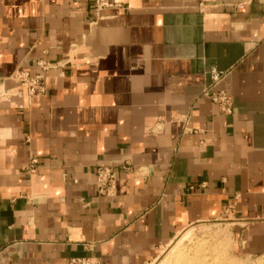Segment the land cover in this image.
Instances as JSON below:
<instances>
[{
  "label": "crops",
  "instance_id": "obj_1",
  "mask_svg": "<svg viewBox=\"0 0 264 264\" xmlns=\"http://www.w3.org/2000/svg\"><path fill=\"white\" fill-rule=\"evenodd\" d=\"M109 1L97 18L94 0H0V264H152L228 212L264 255V0ZM212 69L230 114L205 95Z\"/></svg>",
  "mask_w": 264,
  "mask_h": 264
},
{
  "label": "rangeland",
  "instance_id": "obj_2",
  "mask_svg": "<svg viewBox=\"0 0 264 264\" xmlns=\"http://www.w3.org/2000/svg\"><path fill=\"white\" fill-rule=\"evenodd\" d=\"M230 214L188 227L160 250L152 264H264V255H246L235 243Z\"/></svg>",
  "mask_w": 264,
  "mask_h": 264
},
{
  "label": "built area",
  "instance_id": "obj_3",
  "mask_svg": "<svg viewBox=\"0 0 264 264\" xmlns=\"http://www.w3.org/2000/svg\"><path fill=\"white\" fill-rule=\"evenodd\" d=\"M245 3H238L235 5L237 9H242ZM114 5L109 0H94L93 9L97 18L101 17V14ZM201 7L204 5L201 4ZM38 65L47 69V65L43 62H39ZM225 74L217 71V69H212L211 79L212 84L206 88L205 95L209 97L214 104L219 106V108L227 114L232 112V97L225 91L215 90L217 85L224 79ZM17 79L21 82V85L27 89L29 99L44 96L47 93V85L45 76L43 74H38L31 77L28 73H18ZM6 93L0 95L2 98L6 97ZM188 123V121H186ZM39 160L33 158L26 166V171L29 174H35L39 168ZM124 171H131L129 164L124 165ZM118 170L110 166H98L96 169V184L98 193L100 195H105L108 197H113L116 195V183H117ZM68 264H103L102 260L97 257H73L69 260Z\"/></svg>",
  "mask_w": 264,
  "mask_h": 264
}]
</instances>
